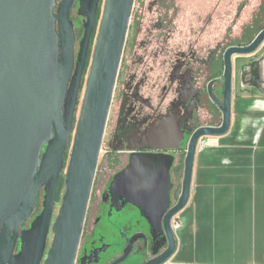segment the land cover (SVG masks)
Wrapping results in <instances>:
<instances>
[{"label":"water","instance_id":"95a60500","mask_svg":"<svg viewBox=\"0 0 264 264\" xmlns=\"http://www.w3.org/2000/svg\"><path fill=\"white\" fill-rule=\"evenodd\" d=\"M74 1L0 0V230L4 226L6 238L14 230L9 244L0 239V264H75L134 0H103L98 22L102 0H79L77 15L85 21L76 64ZM263 42L264 29L249 45L230 46L223 53L221 100L213 82L208 84L209 98L222 120L219 126H201L192 132L175 205L172 153L133 152L113 176L109 195L137 207L150 222L151 233L165 239L164 251L145 264H163L175 252L171 218L189 199L197 141L227 132L232 58L255 52ZM146 138L162 139L157 150L177 151L185 132L174 125L151 131ZM64 170V193L52 223ZM42 187V211L21 234L20 252L12 255L19 228L36 207ZM50 230L53 237L47 249ZM133 241L112 264L127 258Z\"/></svg>","mask_w":264,"mask_h":264},{"label":"flooded vegetation","instance_id":"af4514ba","mask_svg":"<svg viewBox=\"0 0 264 264\" xmlns=\"http://www.w3.org/2000/svg\"><path fill=\"white\" fill-rule=\"evenodd\" d=\"M145 2L146 0H134L132 6L126 41L108 116V121H110L111 108L115 104L116 113L113 120V128L106 138L107 166L104 174L99 179L94 178L75 264H112L123 256L124 250L131 239H134L131 252H135L136 258L132 264H145L164 251L166 248L164 246L165 239L151 233L150 222L141 215L139 209L124 199L113 198L109 195L110 182L113 176L124 168L129 155L133 152L172 153L176 159L171 169L173 203V196L180 189L179 178L183 169L177 171V167L180 164L183 167L185 155H183L182 150L184 147L181 146V142L177 151L157 150L155 147L163 143L157 142L156 139L147 140L146 135L151 131L153 133L158 129L174 125H178L181 130L186 127H192L191 121L194 122V120L198 119V122H200L201 111L212 119L213 112L217 108H214L211 113V110L207 108V100L209 99L204 97L199 100L201 105L198 104V100L194 95L195 89L199 86H207L208 89L210 82H213L215 90L223 87V77H221L220 81L214 77L207 81L202 80V78V81L199 79L206 58L202 59L191 52H182L176 56L171 64L167 83L161 87L160 94L155 99V102L152 97L145 96L147 73L141 69L145 61L144 56L139 54V51L144 49L145 44L142 42L140 44L137 43V37L141 31L140 16L144 15L143 4ZM59 3L60 0H57V4ZM168 4H173V2L167 0L165 3V0H157L150 9L154 7L162 8ZM75 6H79V0H75L71 8V20L74 24L76 38L74 45L76 64L79 43L84 32L85 17L75 13ZM169 7L174 9L173 5ZM165 8H168V6ZM136 15L140 16L137 17L138 24L134 26L136 20L134 16ZM224 52L218 49L216 54L223 57ZM90 53L87 64L90 59ZM220 74L223 76V69ZM44 150L45 147L42 153ZM122 158L126 159L124 164H121L120 167L117 166L116 170L110 172L112 165L122 161ZM43 190V187L39 190L36 207L19 228L12 255H17L20 252L21 234L30 229L33 221L42 211ZM60 198L59 195V200ZM59 200H56V203ZM55 218L56 216H53L52 223ZM3 229L4 226L0 230V239H4L5 243L9 244L14 238V230H10L9 237L6 238V236L3 237ZM50 235H52L51 230ZM49 246H47V249ZM120 246H123L122 253L111 258L112 253Z\"/></svg>","mask_w":264,"mask_h":264},{"label":"crops","instance_id":"0c3cea01","mask_svg":"<svg viewBox=\"0 0 264 264\" xmlns=\"http://www.w3.org/2000/svg\"><path fill=\"white\" fill-rule=\"evenodd\" d=\"M155 1L146 0L144 10L159 9H150ZM221 120L219 109L212 119L201 111L194 130L219 126ZM203 140L209 144L196 150L189 199L175 215L181 224L176 250L163 264H264V42L255 52L232 58L229 129Z\"/></svg>","mask_w":264,"mask_h":264},{"label":"rangeland","instance_id":"374dc122","mask_svg":"<svg viewBox=\"0 0 264 264\" xmlns=\"http://www.w3.org/2000/svg\"><path fill=\"white\" fill-rule=\"evenodd\" d=\"M173 4H168V8L162 7L148 13L144 10L141 18V31L138 37V44H145L144 49L139 51L144 56V65L141 69L146 71L147 80L144 90L145 96L152 97L154 102L160 94L161 87L167 83L170 66L177 55L184 53H194L197 57L205 59L200 73V80L207 81L210 78L221 73L224 69L223 57L216 54L217 50H224L228 45L247 43L256 31L264 26V0H171ZM173 5L172 7H169ZM260 5V6H259ZM103 7V0L100 5V13ZM260 11H259V8ZM79 6H75V13ZM258 12V14H257ZM73 15H75L73 13ZM256 15V16H255ZM100 16V15H99ZM255 16L251 21V17ZM248 27V31L245 29ZM242 32L245 34L242 36ZM247 32V34H246ZM92 51V49H91ZM142 71V70H141ZM140 72V70H139ZM87 76L85 72L84 80ZM201 80V81H202ZM223 88L216 90L218 98H222ZM81 90L79 104L77 106L75 122L82 103ZM194 95L201 105L200 98H207L208 109L211 113L214 108L218 107L211 101L208 95L207 86H199L195 89ZM116 113L115 104L111 108L110 121L107 123V130L103 138L101 152L98 158L95 178L99 179L105 172L106 168V138L107 134L113 128V120ZM158 123V122H157ZM192 127H186L185 140L181 146L186 147L188 140L200 122L194 120ZM74 136V132L71 137ZM68 156V154H67ZM123 161V162H122ZM122 161L112 165L113 172L121 164ZM118 166V167H117ZM66 168V165H65ZM65 170L62 173L64 179ZM182 180L180 174L179 183ZM64 189L60 192L63 195ZM61 200V199H60ZM60 200L54 207L53 216L57 215ZM125 234V233H124ZM52 241V235L48 237V246ZM123 241V240H122ZM123 246L115 249L111 258L122 253ZM135 252L119 264H132L135 261Z\"/></svg>","mask_w":264,"mask_h":264},{"label":"built area","instance_id":"2783aa9c","mask_svg":"<svg viewBox=\"0 0 264 264\" xmlns=\"http://www.w3.org/2000/svg\"><path fill=\"white\" fill-rule=\"evenodd\" d=\"M204 138V137H203ZM203 138L198 139L197 141V145H196V150L197 149H202L205 146H207L209 144L208 141L203 140ZM180 195V191L176 192L173 196V205H175L177 203V200L179 198ZM171 230L173 231L174 235L176 234V231L179 229L180 227V221L178 220V218H176V216H173L171 219Z\"/></svg>","mask_w":264,"mask_h":264},{"label":"trees","instance_id":"16d2710c","mask_svg":"<svg viewBox=\"0 0 264 264\" xmlns=\"http://www.w3.org/2000/svg\"><path fill=\"white\" fill-rule=\"evenodd\" d=\"M99 15H100V9H99L98 16H97V22H98V19H99ZM263 28H264V26L261 27L260 30H259L258 32H260ZM257 34H258V33H257ZM257 34H256V35H257ZM94 38H95V33H94L93 38H92V44H93V40H94ZM251 41H252V40H249V43H248V44H250ZM230 46H231V45H230ZM227 47H228V46H227ZM227 47L224 48L223 52L227 49ZM181 169H183L182 164H180L179 167H177V171H179V170H181ZM63 181H64V179L61 178V179H60V182H59V187H58V191H57V198H56V200H59L60 192L64 189V183H63Z\"/></svg>","mask_w":264,"mask_h":264}]
</instances>
